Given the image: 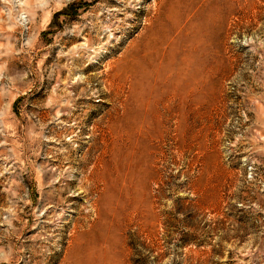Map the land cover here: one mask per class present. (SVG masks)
<instances>
[{
  "label": "rangeland",
  "instance_id": "obj_1",
  "mask_svg": "<svg viewBox=\"0 0 264 264\" xmlns=\"http://www.w3.org/2000/svg\"><path fill=\"white\" fill-rule=\"evenodd\" d=\"M0 264H264V0H0Z\"/></svg>",
  "mask_w": 264,
  "mask_h": 264
},
{
  "label": "bare ground",
  "instance_id": "obj_2",
  "mask_svg": "<svg viewBox=\"0 0 264 264\" xmlns=\"http://www.w3.org/2000/svg\"><path fill=\"white\" fill-rule=\"evenodd\" d=\"M220 11V10H219ZM224 14V13H223ZM212 15V14H211ZM217 16V15H216ZM162 26V25H161ZM208 26V25H207ZM189 27V26H188ZM172 29V28H171ZM159 31V30H158ZM161 32H159V34H160ZM165 33H166V31H165ZM162 35H164V34H162ZM210 35V34H209ZM164 38V37H163ZM164 40H165V38H164ZM198 44V43H197ZM198 47V46H197ZM146 48V47H145ZM148 48V47H147ZM146 51H148V50H146ZM139 53V52H138ZM137 53V54H138ZM153 55V54H152ZM132 56V55H131ZM96 58V57H95ZM190 58V57H189ZM134 59V58H133ZM154 59V58H153ZM142 60V59H141ZM153 62V61H152ZM167 64H169V63H167ZM130 69V68H129ZM151 69V68H150ZM154 69V68H153ZM142 71V70H141ZM147 71V70H146ZM129 72H130V70H129ZM154 72V71H153ZM179 74V73H178ZM149 77V76H148ZM182 77V76H181ZM192 77V76H191ZM194 77V76H193ZM141 79V78H140ZM147 79V78H146ZM189 79H191V78H189ZM184 81H185V79H184ZM187 81V80H186ZM191 81V80H190ZM194 81V80H193ZM193 81H192V83H193ZM138 82V81H137ZM166 82H167V80H166ZM165 82V84H168V83H170L169 81H168V83H166ZM197 83V82H196ZM171 84V83H170ZM169 84V85H170ZM175 84H178V83H175ZM191 84V83H190ZM195 85V84H194ZM192 86V85H191ZM190 87V86H189ZM189 87L187 88L186 87V89H189ZM194 87V86H193ZM192 87V88H193ZM166 89H165V92H166V90H167V96L166 97H168V99H169V97H174L175 96V93H176V91H177V87H176V85L174 86V85H172L171 84V86H169V87H165ZM191 88V87H190ZM191 88V89H192ZM186 89H184V90H186ZM190 92V91H189ZM184 93H186L185 91H184ZM165 95V94H164ZM135 96V95H134ZM139 119H141V118H139ZM134 121V120H133ZM144 122V121H143ZM145 124V123H144ZM136 138V137H135ZM137 139V138H136ZM133 152H131V154H132ZM121 171V170H120ZM109 195V194H108ZM111 196V195H110ZM114 197H115V195H114ZM113 197V198H114ZM107 198V197H106ZM108 199V198H107ZM106 200V199H105ZM109 200L110 199H108L107 201L109 202ZM106 201V202H107ZM110 203V202H109ZM107 205V204H106ZM113 205V204H112ZM108 208V207H107ZM105 210H106V207H105ZM110 210H111V208H110ZM112 211V210H111ZM110 211V212H111ZM114 211V210H113ZM116 211H118L117 210V208H116ZM115 212V211H114ZM117 213V212H116ZM120 213V212H119ZM105 216V215H104ZM111 218V217H110ZM112 219V218H111ZM113 220V219H112ZM114 221V220H113ZM104 222V221H103ZM109 222H110V220H109ZM102 224H104V223H102ZM106 225V224H105ZM98 228H101V225L98 227ZM108 241V240H107ZM100 242V241H99ZM112 246V245H111ZM89 251V250H88ZM89 252H91V251H89ZM98 254V253H97ZM81 256V255H80Z\"/></svg>",
  "mask_w": 264,
  "mask_h": 264
}]
</instances>
